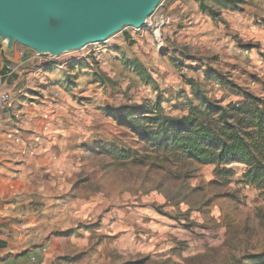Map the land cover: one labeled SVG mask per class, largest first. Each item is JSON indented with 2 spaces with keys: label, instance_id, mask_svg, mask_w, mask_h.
Instances as JSON below:
<instances>
[{
  "label": "rangeland",
  "instance_id": "1",
  "mask_svg": "<svg viewBox=\"0 0 264 264\" xmlns=\"http://www.w3.org/2000/svg\"><path fill=\"white\" fill-rule=\"evenodd\" d=\"M246 1L232 12L213 0H163L150 27L44 56L54 66L37 94L64 108L52 151L67 162V199L80 202L59 233L62 264H262L253 257H264V199L243 184V168L230 166L227 178L155 154L118 122L159 97L166 116H187L191 83L224 106L244 93L264 99V0ZM161 16L170 23L158 28ZM121 148L148 155L146 164L114 158Z\"/></svg>",
  "mask_w": 264,
  "mask_h": 264
},
{
  "label": "crops",
  "instance_id": "2",
  "mask_svg": "<svg viewBox=\"0 0 264 264\" xmlns=\"http://www.w3.org/2000/svg\"><path fill=\"white\" fill-rule=\"evenodd\" d=\"M53 66L26 47L0 43V95L13 103L0 111V264H62L68 238L59 233L76 219L80 202L67 199L61 182L66 159L52 151L64 108L37 94Z\"/></svg>",
  "mask_w": 264,
  "mask_h": 264
},
{
  "label": "trees",
  "instance_id": "3",
  "mask_svg": "<svg viewBox=\"0 0 264 264\" xmlns=\"http://www.w3.org/2000/svg\"><path fill=\"white\" fill-rule=\"evenodd\" d=\"M213 3L221 11L232 12L242 11L247 5L246 0H213ZM209 16L216 19L218 14L210 12ZM190 85L195 100H190L187 116H166L163 99L159 97L151 109L126 113L118 119L119 124L144 144L145 150L155 154L191 160L202 166L213 165L218 175L227 178L236 174V170L229 169L231 165L243 168V184L257 188L264 199V99L244 93L243 101L224 106L209 99L199 86ZM105 151L109 152V148ZM112 154L136 165H145L148 160V155L125 148ZM253 259L264 264L263 256Z\"/></svg>",
  "mask_w": 264,
  "mask_h": 264
},
{
  "label": "water",
  "instance_id": "4",
  "mask_svg": "<svg viewBox=\"0 0 264 264\" xmlns=\"http://www.w3.org/2000/svg\"><path fill=\"white\" fill-rule=\"evenodd\" d=\"M163 0H0V43L60 57L142 30Z\"/></svg>",
  "mask_w": 264,
  "mask_h": 264
},
{
  "label": "built area",
  "instance_id": "5",
  "mask_svg": "<svg viewBox=\"0 0 264 264\" xmlns=\"http://www.w3.org/2000/svg\"><path fill=\"white\" fill-rule=\"evenodd\" d=\"M169 23H170L169 18H165V17L161 16V18L159 19V22L157 24V27L161 28L165 24H169ZM150 25H151V22L149 21L147 27H150ZM40 56H42V55H40ZM12 104H13L12 98L9 94L4 93V94L0 95V111L10 109L12 107ZM231 167H232V165H231Z\"/></svg>",
  "mask_w": 264,
  "mask_h": 264
}]
</instances>
